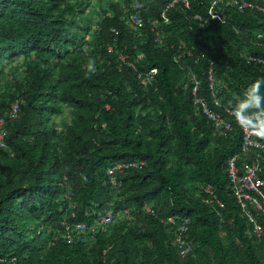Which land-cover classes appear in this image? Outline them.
Wrapping results in <instances>:
<instances>
[{"label": "trees", "instance_id": "16d2710c", "mask_svg": "<svg viewBox=\"0 0 264 264\" xmlns=\"http://www.w3.org/2000/svg\"><path fill=\"white\" fill-rule=\"evenodd\" d=\"M169 1L152 0L141 11L156 28L130 30L122 28L130 0H0V264H209L202 250L213 264L264 263V240L239 210L226 173L242 143L226 109L264 78V13L226 7L224 23L202 24L191 17L212 0H192L188 10L182 3L170 8L164 22ZM153 67L152 85L142 86L138 73ZM190 71L200 80L198 94L231 122L230 131L217 129L193 103ZM17 99L18 116L10 119L6 112ZM136 160L144 166L126 169L118 186L109 183L108 167ZM260 166L264 179V154ZM205 184L224 203L223 219L201 201ZM145 202L158 218L141 213L92 234L74 230L95 223L97 210L140 209ZM168 216L189 220L193 250L184 258L174 227L160 221Z\"/></svg>", "mask_w": 264, "mask_h": 264}, {"label": "built area", "instance_id": "2783aa9c", "mask_svg": "<svg viewBox=\"0 0 264 264\" xmlns=\"http://www.w3.org/2000/svg\"><path fill=\"white\" fill-rule=\"evenodd\" d=\"M131 5L122 28H128L130 30H139L149 24L151 28H156V19H145L141 13L143 7L152 0H130ZM190 1L192 0H170L169 3L162 9L160 16L164 22H168L167 12L170 8L174 7L178 3H182L184 9L190 8ZM196 1V0H193ZM226 7H234L237 11L243 12L244 10H256L264 13V4H260L255 0H212L208 6V9L204 14L195 13L191 19L193 21L207 24L213 20L224 23L227 15L225 12ZM114 33H118V30L113 28ZM158 35L159 31H155ZM108 51H112V47L108 46ZM188 56L191 53L186 52ZM118 60L123 63L133 66L126 60V56L122 53L118 54ZM252 59V58H250ZM177 59H175L176 61ZM258 62L264 64V60L259 59ZM157 69L155 67L150 68L146 72H140L137 75L138 81L144 87L152 85L154 81ZM207 79L210 83L211 95L213 94L215 73L212 65L210 64L206 72ZM189 80L191 86L192 100L195 105L202 108L203 112L207 115L215 127L222 132L230 131L232 128L231 122L223 117L219 112L210 109L207 99L198 94L200 80L193 72H189ZM213 102L216 107H219V102L214 98ZM20 100H15L9 106L6 112V116L10 119L18 116ZM227 115L231 116L237 123H239L242 131V143L239 154L230 156L227 160L226 173L228 178V188L233 194L235 202L246 218L247 222L251 226V230L258 239L264 240V179L260 177L261 166L260 162L263 159L264 154V142L254 135L248 126L247 118L244 114L237 111L236 108H227ZM5 123V117L0 116V146L2 145V139L4 136V129L2 126ZM242 159L238 163L239 159ZM145 162L142 160H136L126 163H118L114 166L107 168V175L109 183L112 186L120 185L118 176L125 172L129 168L140 169L144 166ZM198 195L201 197V201L211 207L215 208L216 215L223 219L224 203L216 196L214 187L211 184H205L201 186ZM141 213H146L158 218L153 204L145 202L140 209L124 208L117 211L110 209H100L95 212V223L87 226L84 223H77L74 225V230L78 232H85L92 234L96 231V227L99 225H107L114 222L118 218H121L124 222L130 223L136 220L137 216ZM73 215V214H72ZM160 221L164 224L172 225L174 227L175 240L179 246V255L181 258L187 256L193 250L192 243L187 238L189 220L187 218H176L175 216H168L160 218ZM61 224L68 226L66 218H62ZM70 241V240H69Z\"/></svg>", "mask_w": 264, "mask_h": 264}, {"label": "clouds", "instance_id": "9594fccd", "mask_svg": "<svg viewBox=\"0 0 264 264\" xmlns=\"http://www.w3.org/2000/svg\"><path fill=\"white\" fill-rule=\"evenodd\" d=\"M96 61L90 59L87 64L89 73H94ZM264 84V78L257 79L244 92L243 98H237V111L243 114L245 111H251L247 117L248 126L252 133L261 139H264V96L260 94V87Z\"/></svg>", "mask_w": 264, "mask_h": 264}, {"label": "rangeland", "instance_id": "374dc122", "mask_svg": "<svg viewBox=\"0 0 264 264\" xmlns=\"http://www.w3.org/2000/svg\"><path fill=\"white\" fill-rule=\"evenodd\" d=\"M95 2H97V0H90L89 3L94 4ZM3 70H4V72H7L8 71V67L4 66ZM12 75H13V72H12ZM61 120H63V117H60V116L53 117V121L60 122ZM226 221L229 222V219H227ZM201 253L203 255V258L209 259V264H213V257H212L211 252L209 250H202Z\"/></svg>", "mask_w": 264, "mask_h": 264}, {"label": "water", "instance_id": "95a60500", "mask_svg": "<svg viewBox=\"0 0 264 264\" xmlns=\"http://www.w3.org/2000/svg\"><path fill=\"white\" fill-rule=\"evenodd\" d=\"M264 264V263H263Z\"/></svg>", "mask_w": 264, "mask_h": 264}]
</instances>
